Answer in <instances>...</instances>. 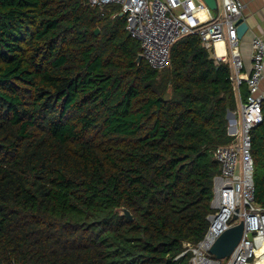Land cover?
I'll list each match as a JSON object with an SVG mask.
<instances>
[{
  "label": "trees",
  "instance_id": "obj_1",
  "mask_svg": "<svg viewBox=\"0 0 264 264\" xmlns=\"http://www.w3.org/2000/svg\"><path fill=\"white\" fill-rule=\"evenodd\" d=\"M117 11L0 0V264H190L209 227L230 66L196 35L138 62ZM252 155L264 207V120Z\"/></svg>",
  "mask_w": 264,
  "mask_h": 264
},
{
  "label": "built area",
  "instance_id": "obj_2",
  "mask_svg": "<svg viewBox=\"0 0 264 264\" xmlns=\"http://www.w3.org/2000/svg\"><path fill=\"white\" fill-rule=\"evenodd\" d=\"M91 7L118 9L113 18L123 13L126 30L139 41L143 59L152 68L162 70L170 66L171 50L183 37L196 35L205 49L217 57L216 45L227 44L231 50L230 65L233 90L241 99V108L235 120L240 123L235 139L220 146L214 158L220 174L214 180L213 213L203 239L196 245L185 244L182 254L192 253L191 264H256L258 250L264 251V207L255 202V164L252 155V131L264 120L263 101L259 94L264 81V40L253 39L252 70L243 75L244 63L239 52L238 22L242 19L241 0H220L222 14L209 22H195L206 10L202 0H87ZM247 86V98H241V87ZM238 215V221L233 217ZM244 223V233L232 255L217 260L210 254L215 241L235 224ZM181 255V256H182Z\"/></svg>",
  "mask_w": 264,
  "mask_h": 264
},
{
  "label": "crops",
  "instance_id": "obj_3",
  "mask_svg": "<svg viewBox=\"0 0 264 264\" xmlns=\"http://www.w3.org/2000/svg\"><path fill=\"white\" fill-rule=\"evenodd\" d=\"M218 1V9L216 11L206 10L200 14L199 20L195 22H209L211 18H215L222 14V5L220 0ZM244 4L242 9V19L249 25L247 33L239 40V52L241 59L244 63L243 75H248L252 70V41L256 37H260L264 40V0H241ZM217 57L214 58L226 60L232 63L231 50L227 44L220 43L216 45ZM230 66V65H229ZM242 90L247 91V86L244 85ZM259 94L264 98V81L260 82ZM241 108V99L238 97V110L234 113L235 116L239 114ZM235 119V118H234ZM230 123V122H229ZM233 124H230V126Z\"/></svg>",
  "mask_w": 264,
  "mask_h": 264
},
{
  "label": "water",
  "instance_id": "obj_4",
  "mask_svg": "<svg viewBox=\"0 0 264 264\" xmlns=\"http://www.w3.org/2000/svg\"><path fill=\"white\" fill-rule=\"evenodd\" d=\"M205 5L212 11H216L218 9V1L217 0H202ZM120 16L123 17L124 14L120 13ZM249 29V25L246 21L243 19H240L238 22L237 27V34L238 38L241 39L243 36L247 33ZM100 33V30L97 29L95 31V34L98 35ZM143 60L142 55L139 56L138 62H141ZM228 119L230 124H234L235 121V114L233 112L228 113ZM258 124L257 126H259ZM123 215L127 216L129 219H133L132 214L127 209H122ZM238 215H235L233 217V222L238 221ZM244 223L240 222L239 224H235L232 226L229 230H227L224 234H222L213 244V246L210 248V254L216 258L217 260H225L228 259L235 248L240 243L243 233H244Z\"/></svg>",
  "mask_w": 264,
  "mask_h": 264
},
{
  "label": "bare ground",
  "instance_id": "obj_5",
  "mask_svg": "<svg viewBox=\"0 0 264 264\" xmlns=\"http://www.w3.org/2000/svg\"><path fill=\"white\" fill-rule=\"evenodd\" d=\"M264 251L258 250V255L260 257V255L263 253ZM256 264H264V256H262L261 258H258L256 261Z\"/></svg>",
  "mask_w": 264,
  "mask_h": 264
},
{
  "label": "rangeland",
  "instance_id": "obj_6",
  "mask_svg": "<svg viewBox=\"0 0 264 264\" xmlns=\"http://www.w3.org/2000/svg\"><path fill=\"white\" fill-rule=\"evenodd\" d=\"M239 118H240V116H238V115H236V116H235V120H237V121H238V120H239ZM237 128H240V123H238V125H237ZM190 264H191V261H190Z\"/></svg>",
  "mask_w": 264,
  "mask_h": 264
}]
</instances>
